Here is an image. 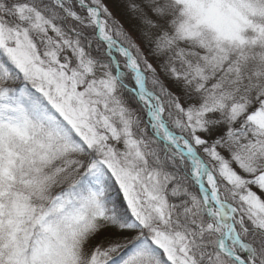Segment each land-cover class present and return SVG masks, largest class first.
<instances>
[{
	"label": "snow or ice",
	"instance_id": "6c2138e0",
	"mask_svg": "<svg viewBox=\"0 0 264 264\" xmlns=\"http://www.w3.org/2000/svg\"><path fill=\"white\" fill-rule=\"evenodd\" d=\"M0 264H264V0H0Z\"/></svg>",
	"mask_w": 264,
	"mask_h": 264
},
{
	"label": "rangeland",
	"instance_id": "374dc122",
	"mask_svg": "<svg viewBox=\"0 0 264 264\" xmlns=\"http://www.w3.org/2000/svg\"><path fill=\"white\" fill-rule=\"evenodd\" d=\"M107 2V0H106ZM110 10L113 12V14L119 18L122 19V22H125V26H128V22L124 19V17L122 16V9L119 7L118 4H110L109 5Z\"/></svg>",
	"mask_w": 264,
	"mask_h": 264
}]
</instances>
